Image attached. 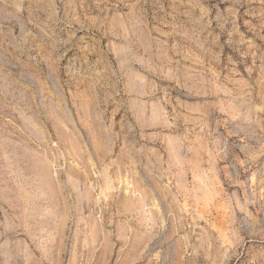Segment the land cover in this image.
Segmentation results:
<instances>
[{
	"label": "rangeland",
	"instance_id": "1",
	"mask_svg": "<svg viewBox=\"0 0 264 264\" xmlns=\"http://www.w3.org/2000/svg\"><path fill=\"white\" fill-rule=\"evenodd\" d=\"M0 264H264V0H0Z\"/></svg>",
	"mask_w": 264,
	"mask_h": 264
},
{
	"label": "crops",
	"instance_id": "2",
	"mask_svg": "<svg viewBox=\"0 0 264 264\" xmlns=\"http://www.w3.org/2000/svg\"><path fill=\"white\" fill-rule=\"evenodd\" d=\"M128 201H130L135 210V212L130 214L131 219H127L126 221H116L114 225L116 231L126 228L127 230L134 233L137 229V222L139 223L140 229L146 228V208L148 205V197L143 194L141 196L131 197ZM77 222L78 220H76V223Z\"/></svg>",
	"mask_w": 264,
	"mask_h": 264
}]
</instances>
